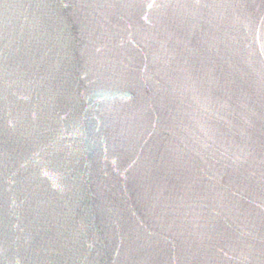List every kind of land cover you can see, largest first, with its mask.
Returning a JSON list of instances; mask_svg holds the SVG:
<instances>
[{"label":"water","instance_id":"95a60500","mask_svg":"<svg viewBox=\"0 0 264 264\" xmlns=\"http://www.w3.org/2000/svg\"><path fill=\"white\" fill-rule=\"evenodd\" d=\"M0 264H264V0H0Z\"/></svg>","mask_w":264,"mask_h":264}]
</instances>
